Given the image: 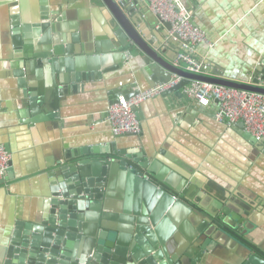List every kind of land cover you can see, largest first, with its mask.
Returning <instances> with one entry per match:
<instances>
[{"label":"crops","instance_id":"crops-1","mask_svg":"<svg viewBox=\"0 0 264 264\" xmlns=\"http://www.w3.org/2000/svg\"><path fill=\"white\" fill-rule=\"evenodd\" d=\"M183 2L214 43L197 46L201 74L250 83L259 71L264 84V0ZM129 17L148 46L175 65L179 46L147 5ZM114 26L103 0H0V144L11 153L10 169L0 177V264H6L13 235L29 239L42 215L48 168L94 148L86 154L110 157L127 149L158 168L180 161L192 167L196 185L186 197L210 214L224 217L221 208L227 209L242 237L264 251V146L251 144L236 125L217 121L216 102L201 106L183 89L182 96L165 92L138 106L141 133H112L111 97L159 83L146 54L122 46ZM184 223L175 230L183 239L190 236V246L179 248L173 234L168 237L183 264L200 253L196 264H253L257 254L213 222L201 229ZM72 242L70 250L81 244ZM16 257L10 261L19 262Z\"/></svg>","mask_w":264,"mask_h":264},{"label":"water","instance_id":"water-1","mask_svg":"<svg viewBox=\"0 0 264 264\" xmlns=\"http://www.w3.org/2000/svg\"><path fill=\"white\" fill-rule=\"evenodd\" d=\"M103 2L114 16V27L121 45L128 50L136 46L146 54L157 74V82H168L176 75L182 78L168 93L176 92L182 96V89L191 80H199L264 94L259 71H256L252 82L241 83L194 74L174 65L172 58H165L144 41L130 20L132 9L120 7L116 0ZM166 26L170 27L169 23ZM20 76L24 74L20 72ZM261 77L264 78L263 75ZM137 92L115 94L110 103H116L121 95L129 99ZM132 109L139 117L138 107ZM236 126L251 144L264 146V141L256 140L244 130L242 121ZM92 151H97V148L80 150L79 158L73 162L48 168L51 180L42 215L32 223V233H27L29 239L26 236L22 241L17 232L13 235L6 264H70V261L75 264H183L177 256L178 249L176 252L171 250L173 239L170 244L168 237L173 234L179 248L186 247L190 236L182 238L181 223L201 229L206 220L256 253V259L250 258L253 264H264V251L242 237L238 227L230 221L227 209L221 208L224 217L210 214L198 200L186 197L196 185L195 178L190 177L194 174L192 167L180 161L176 166L164 162V166L158 168L131 155L127 149L110 157L86 154ZM57 174L63 179H55ZM116 198H123L124 204L118 203L117 207ZM112 217L117 221L112 226L106 225L104 222ZM177 227L181 230L176 231ZM74 238L81 244L70 250L74 246ZM15 255L19 260L17 263L10 261ZM24 258L29 261L25 263ZM201 258V253L192 257L191 264H196Z\"/></svg>","mask_w":264,"mask_h":264},{"label":"built area","instance_id":"built-area-1","mask_svg":"<svg viewBox=\"0 0 264 264\" xmlns=\"http://www.w3.org/2000/svg\"><path fill=\"white\" fill-rule=\"evenodd\" d=\"M122 8L138 9L146 4L157 18L159 27H167L168 37L178 44L179 50L175 65L185 68L187 72L201 74L203 63L197 58V46L207 44L214 46L206 33L193 20V12L183 0H116ZM182 78L174 76L168 82H159L150 87L138 89V92L127 99L124 95L111 104L107 111V121L112 133L116 136L139 134L142 124L133 107L171 90ZM184 94L197 101L201 106L217 103L215 118L217 121L234 126L244 123V130L256 140L264 141V94L254 91L236 89L205 81L191 80L183 88ZM11 165V153L0 144V177H4Z\"/></svg>","mask_w":264,"mask_h":264},{"label":"flooded vegetation","instance_id":"flooded-vegetation-1","mask_svg":"<svg viewBox=\"0 0 264 264\" xmlns=\"http://www.w3.org/2000/svg\"><path fill=\"white\" fill-rule=\"evenodd\" d=\"M138 90V89H137ZM136 91V90H135ZM140 119V118H139ZM141 121V120H140ZM133 135H135V134H133ZM138 135V134H137Z\"/></svg>","mask_w":264,"mask_h":264}]
</instances>
